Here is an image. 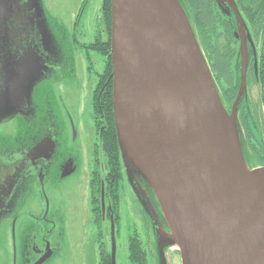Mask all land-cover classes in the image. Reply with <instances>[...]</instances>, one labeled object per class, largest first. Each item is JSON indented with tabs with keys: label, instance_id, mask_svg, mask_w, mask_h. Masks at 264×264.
<instances>
[{
	"label": "rangeland",
	"instance_id": "rangeland-1",
	"mask_svg": "<svg viewBox=\"0 0 264 264\" xmlns=\"http://www.w3.org/2000/svg\"><path fill=\"white\" fill-rule=\"evenodd\" d=\"M103 1L93 0L90 5H87L85 12H81L79 15L80 19L75 26V30L73 27L76 16L79 14V0H44L42 4L36 6V9L27 8L24 14L28 33H25V38L19 40L18 45L15 46V66L6 65L8 44L0 47V58L2 59L0 63L4 66L3 69L5 71L4 83H9L8 73H6L8 69L15 70L16 76H12L10 81L16 84L13 86L14 92H16L18 98L20 97L19 101L22 100L29 111L26 121L23 117H18L17 120L0 126V136L2 135L4 138L3 147H6L7 144H18L22 140L24 141L25 138L30 140L31 137L29 136L32 131L44 132L50 136V139L53 140L52 144L56 146L53 166L56 167L57 162L60 163L66 158H71L75 167H77L76 172L65 178V181L57 179L56 176H51V171L48 175L44 173L45 183L42 186L44 196L49 202L50 210L60 212L64 222V244L59 248L58 254L50 264H96L95 260L98 252L94 237L98 239L97 234H100L101 243L109 238L110 230L107 223L102 225L100 231L88 229V216L90 214L87 199L91 189V186L90 188L88 187V182L89 179H93L90 166L93 158V144L98 136L94 134L92 97L99 82L97 75L104 72L108 59L99 52L89 51V47L95 43L96 39L99 42L108 40V38L101 39L93 35V25L96 16H98V20L100 17L105 18L103 15ZM224 1L233 6L239 26L241 28L246 26V31L253 36V28L247 26L242 14L241 16L239 15L240 10L236 8V0ZM6 6L7 1L0 0V41L3 42L6 40L3 35V29H5L3 16L7 12ZM242 30L240 29L239 31L243 35ZM72 31H75L74 36H71ZM99 31L100 29H98ZM259 40V38H253V49L255 52L259 51V46L261 45ZM201 53H199L200 58L198 57V60L200 62L201 60L205 61L208 75L216 88L221 105L225 108L226 113L231 115L228 112L229 106L226 107L224 105L225 103L221 96L224 88L231 91V85H226L224 81L221 84L218 82L217 76L214 75L208 64V59ZM233 64L231 71L234 68L236 70L235 65L237 63ZM149 67L152 71L151 74L156 78L161 80L166 78V75L160 71L158 72L156 68V71H154L150 65ZM244 73L242 72L243 76L245 75ZM152 75L151 77H153ZM14 78L16 81H12ZM263 85L262 79L255 80L252 88H245L244 91V93L249 95V106L256 108L255 111L257 112L254 113L247 109L250 115L253 116L247 121V125L252 128V133L246 136L241 126V120L238 121V118H236L237 136L247 170L264 167ZM18 98L16 99L18 100ZM7 108L9 110L0 106V117L5 113L16 111V105L11 100L8 101ZM259 118L262 125L259 124ZM166 126L161 124L157 128L160 138H165V141L169 139L176 146L177 144L182 146V142L178 141L179 139L182 141V139L178 136L182 135L187 138L186 128L184 126L179 127L180 133L177 134L175 130L172 129L171 131L167 123ZM244 144L249 149H252L249 154L250 157L257 159L256 162L251 164L247 162L243 149ZM176 146L175 148H177ZM183 152L187 153L185 150ZM55 159L57 162H55ZM120 161L122 178L119 185L120 198L117 211L119 223H117L116 227L115 240L118 260L123 262L124 260L126 261V256L128 255V235L134 229H137L138 234L141 236L149 233H159V242L164 247L169 245L163 243L166 238L162 235L164 233L171 234L172 232L166 223L167 228L163 227L159 219L156 220L151 215L146 200L142 196L143 187L141 183L143 179L141 175L136 169L124 164L121 153ZM224 165L226 166V163ZM230 166L228 167L230 168ZM228 167L226 166V168ZM36 182L37 180L35 179L28 186V190L26 189L27 192L23 200L22 209L19 212L15 211L19 218L18 221H20V225L17 222L18 225L15 229V244H17L18 248L20 247L21 238L20 229H25L26 227L35 229L36 224L33 218L45 208V200L40 194L41 191L38 190V182ZM52 182L55 185H52ZM147 188L149 187L147 186ZM148 192L152 196L153 192L151 189ZM210 197L215 198L214 196ZM155 200L158 212L162 217L161 206H159L156 196ZM213 201L210 204L213 213L216 214V218L219 221L222 218L219 213L220 204L215 200ZM140 207L142 208L141 211ZM144 214L148 219L149 229L145 227ZM95 216L98 217V214ZM21 226L23 227L21 228ZM95 232L96 236L94 235ZM10 239L9 223L4 221V223L0 224V255L2 257L11 256Z\"/></svg>",
	"mask_w": 264,
	"mask_h": 264
},
{
	"label": "water",
	"instance_id": "water-1",
	"mask_svg": "<svg viewBox=\"0 0 264 264\" xmlns=\"http://www.w3.org/2000/svg\"><path fill=\"white\" fill-rule=\"evenodd\" d=\"M170 1L173 5L169 0H150V3L154 11L167 9L166 15L173 25L179 46L182 83L171 71L162 70L157 58H154L153 64L144 50L136 0H110L112 110L122 159L126 166L138 171L145 185L156 196L162 217L172 232L162 235L166 238L164 242L169 246H177L181 264H264V173L260 181L250 188L248 207H245L246 204L240 212L228 217L224 214V203L217 192L212 174L206 172L207 162L201 161H206V156L199 150L191 149L189 141L182 135L178 136L182 139L181 141L178 138L182 146H176L168 138L167 141L160 138L157 128L161 124L164 126V122L153 120L151 111L147 110L142 99L143 89L135 59L153 87L168 99H172L177 107L184 109L189 119L202 130L208 140L217 142L218 149L214 150L222 156L220 158L223 163L219 167L226 171V177L229 175L233 178L240 174L234 167V161L240 163L243 170H247L237 136L235 117L236 103L241 92L235 101L232 114L228 115L208 75L205 61L198 60L201 49L185 12L178 0ZM1 60L0 58V62ZM149 65L154 71L157 69L166 75L165 79L168 80L152 75ZM2 70L4 71L3 68ZM244 81L245 75L242 89ZM209 96H214L218 105L223 108L227 118L225 125L219 120ZM0 106L8 109L7 103L2 100ZM164 117L169 119L165 114ZM182 126L183 122H176L173 130L178 134L179 127ZM186 130L188 131L187 128ZM177 156L183 165L175 159ZM225 163L227 167L231 163L233 165L226 168ZM185 165L194 177L192 180L184 169ZM213 200L220 204L219 213L222 218L219 221L210 204ZM146 204L151 215L158 220L148 199ZM110 230L114 257L116 240L113 221Z\"/></svg>",
	"mask_w": 264,
	"mask_h": 264
},
{
	"label": "flooded vegetation",
	"instance_id": "flooded-vegetation-1",
	"mask_svg": "<svg viewBox=\"0 0 264 264\" xmlns=\"http://www.w3.org/2000/svg\"><path fill=\"white\" fill-rule=\"evenodd\" d=\"M7 1V12L6 15L3 16L4 26L3 35L6 38L5 42L0 41V47L8 44V55L6 57V65L15 66L14 57L15 46L18 45L19 40H23L25 38V33H28L26 30V19H24V14L28 9H36L38 4H42L44 0H6ZM93 0H79V14L76 16V20L74 23V27L76 30V25L79 22V15L81 12H85L87 5H90ZM216 7L220 11L219 17L225 18L228 21L234 22V32L233 37L236 42L235 55L233 56L231 64L237 63L236 70L233 71L232 65L230 67V72L233 74V82L230 84V90H224L221 93L223 97L224 105L228 107L229 114H232L235 101L240 93V97L236 103L235 108V117L238 118V121L241 120L243 132L246 133V136L252 133V128L247 125L248 119L253 116L250 115V111L257 113L253 106H249V95L244 93L245 88H252L253 82L256 80L262 79L264 73H262L261 69V60H262V43L259 46V51L255 52L253 49L254 41L253 38H257L253 33L247 32L246 26H239L237 17L235 14V10L230 3L224 0H215ZM234 1V0H233ZM238 8V7H236ZM243 16L244 20H246V24L249 28L250 21L246 19V15L243 10H240L239 15ZM96 16V15H95ZM98 16L94 19L93 25V35L100 37L101 39L107 38L108 35V27L106 26L105 18ZM230 28L231 26L228 25ZM98 29L100 31L98 32ZM243 29V35L239 31ZM75 31H72L71 36H74ZM243 37V38H242ZM10 38V40H9ZM260 41V40H259ZM234 42V43H235ZM1 56V55H0ZM237 61V62H235ZM4 66L0 63V100L6 102L12 101L16 105V111H12L10 113H5L0 117V126L6 123H9L13 120H17L18 117H23L26 121V117L28 116V109L24 102L20 100V97H17L16 92H14L13 86L16 85L14 82H11L10 79L12 76H16L15 70H9L8 73V82L4 83V72L2 70ZM245 71V73L243 72ZM245 74L244 87L242 89V80L243 74ZM12 81H16L15 78ZM221 80L219 83L223 82ZM225 82V81H224ZM226 81V85H227ZM12 85V86H10ZM249 88V89H250ZM18 98V100L16 99ZM232 100V101H230ZM260 110V109H258ZM262 114L264 119V102H262ZM18 114L16 115V113ZM99 116H96L93 119L94 123V134H96L97 139L93 144L92 150V161H91V172L95 170L98 171V174H91L96 177L93 179H89L88 187L90 188L93 182H98L99 191L96 190L93 192L92 188L89 190L88 203H89V216H88V229L91 231H100L102 225L108 224L109 230L111 228L112 221L114 222V230L117 232V223L119 220H115V211L111 208V202L108 198H106V184L107 177L105 174V167L97 166L95 163L96 158H98V146H101L99 143L102 138V132L104 131L103 120L98 119ZM257 119V117H255ZM97 119V121H96ZM4 122V123H3ZM260 122V118H259ZM260 122L259 124H261ZM250 125V124H249ZM31 129V128H30ZM30 140L27 138L22 140V142L18 144H7L6 147H3L4 138L2 135L0 136V224L7 222L9 223V234L11 236L10 245L11 252L10 257H2L0 255V264H50L53 259L58 254L59 248L64 244V222L62 221L61 213L55 210H50L49 202L47 198L44 196V190H42V186L45 183V174H49L51 171V176H56L57 179L61 181H65L67 177H70L74 172H76V168L74 161L71 158H66L62 162H55L58 164L53 166V160L55 155V148L52 144L53 140L50 139V136L46 133H41L38 131H32L30 133ZM101 149V148H100ZM244 154L247 162L249 164L256 162L257 159L250 157L252 149H249L246 144L243 146ZM98 152V153H97ZM99 156L103 159V155L100 152ZM264 157V156H263ZM103 164V163H101ZM51 169V170H50ZM91 178V177H90ZM38 182V190L41 191V195L45 200V208L41 213L36 214L33 218L36 227L35 229L25 228L20 229V247L18 248L17 244H15V229L20 221H18V217L15 214V211H20L22 209L24 198L26 192L28 190V186L31 185L32 182ZM36 182V183H37ZM52 185H55L52 182ZM143 187V194L145 200H149L151 206L157 213V217L159 221L162 223L163 227H166L164 218L160 216L158 212V206L155 200V196L152 194L150 196V189L142 181L141 183ZM27 189V190H26ZM152 197V202L150 200ZM139 207V206H138ZM148 207V206H147ZM140 207V211H141ZM149 209V207H148ZM150 211V210H149ZM99 214V216H95ZM144 224L147 229L148 228V219L144 214ZM18 222V223H17ZM20 225V223H19ZM23 226H21L22 228ZM167 228V227H166ZM134 232V236H131ZM128 235V243L127 250L128 255L126 256V261L123 262L118 260V254L115 246V256H113L112 251V240H111V230L109 232L108 242H102L100 239V234H97L99 237L96 239L94 237V241L96 243V249L98 252L97 259L95 260L96 264H180V252L179 249H175V247L171 246H162V243L159 242V233H149L141 236L138 234L137 229H134ZM96 236V232L94 234ZM115 238V236H114ZM131 240H133V251L129 250V245ZM166 244L165 242H163Z\"/></svg>",
	"mask_w": 264,
	"mask_h": 264
},
{
	"label": "trees",
	"instance_id": "trees-1",
	"mask_svg": "<svg viewBox=\"0 0 264 264\" xmlns=\"http://www.w3.org/2000/svg\"><path fill=\"white\" fill-rule=\"evenodd\" d=\"M183 12H185L188 23H190L192 33L195 35V39L204 57L208 59L214 75L217 76L219 82L227 81L228 85L233 82V74L230 72L231 62L235 55L234 46V22L228 21L225 18L219 17V11H217L215 0H178ZM239 10H243L246 19L250 21V27L253 28L254 34L260 39L262 43V64L261 69L264 73V0H236ZM103 11L108 27V40L99 42L96 39L95 43L91 44L89 51L99 52L102 56H106L107 62L104 67V72L98 74V80L94 95L92 97V117L99 116L98 119L103 120L104 131L102 132V138L98 146V151L103 155V159L99 156L95 160V163L99 168L105 167V174L107 177L106 184V198L111 202V207L115 211V220L118 221V203H119V185L122 178V166L120 165V148L117 144V135L115 133L114 112L112 110V64L110 58V32H111V5L110 0H104ZM228 25L231 27L229 28ZM101 41V39H100ZM98 42V43H97ZM98 44V45H97ZM262 83L264 84V75L262 77ZM264 92V85H263ZM97 121V119H96ZM101 148V149H100ZM103 163V164H101ZM94 174H98L97 169L93 171ZM91 173V174H93ZM95 177L94 175H92ZM95 180L96 177H95ZM98 182H93L91 188L93 192L99 191ZM99 216V214H98ZM131 236H134V232ZM133 240L129 245V250L133 251Z\"/></svg>",
	"mask_w": 264,
	"mask_h": 264
},
{
	"label": "bare ground",
	"instance_id": "bare-ground-1",
	"mask_svg": "<svg viewBox=\"0 0 264 264\" xmlns=\"http://www.w3.org/2000/svg\"><path fill=\"white\" fill-rule=\"evenodd\" d=\"M169 2L171 1L169 0ZM136 4H138L140 35H142V46L144 50L148 53L153 64L154 58H157L161 69L171 71L179 82L182 83L183 77L179 66V46L177 45L173 25L168 15H166L167 9L163 8V10L154 11L150 0H136ZM135 66L138 70L143 89L142 99L145 101L147 110L151 111L153 120L164 122L163 124L165 127H167V123L171 130L174 129L176 122H183L184 126L188 129V145H190L191 149L199 150L206 156L207 160L201 161L204 163L207 162L205 166L206 172L212 174L213 182L217 185V192L220 193V199L223 201L225 207L224 214L229 217L240 212V209L248 202L250 203V188L253 184L260 181L259 179L264 173V168L259 167L247 171L243 170V166L240 163L237 164L234 161V167L236 171H238L237 173L240 174L233 178L229 175L226 177V171H222L219 167V165L223 163L222 158H220L222 156L216 154L214 150V148L218 149L217 142L214 143L208 140L202 130L189 119L184 109L177 107L172 99H168L153 87L146 78L142 68H140L137 59H135ZM209 97L212 106L216 109L219 120L225 125V123H227V118L223 108L218 105L214 96ZM164 114L168 116L169 119L165 118ZM175 159L181 162L178 156ZM219 162L221 164H218ZM234 167L233 170L235 171ZM184 169L192 180L194 177L191 176L186 165ZM245 207H248V204ZM175 249H177V246Z\"/></svg>",
	"mask_w": 264,
	"mask_h": 264
}]
</instances>
